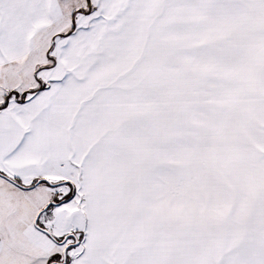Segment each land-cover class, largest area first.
Returning a JSON list of instances; mask_svg holds the SVG:
<instances>
[{"label": "snow or ice", "instance_id": "snow-or-ice-1", "mask_svg": "<svg viewBox=\"0 0 264 264\" xmlns=\"http://www.w3.org/2000/svg\"><path fill=\"white\" fill-rule=\"evenodd\" d=\"M0 264H264V0H0Z\"/></svg>", "mask_w": 264, "mask_h": 264}]
</instances>
